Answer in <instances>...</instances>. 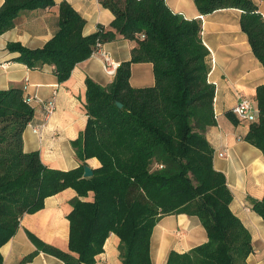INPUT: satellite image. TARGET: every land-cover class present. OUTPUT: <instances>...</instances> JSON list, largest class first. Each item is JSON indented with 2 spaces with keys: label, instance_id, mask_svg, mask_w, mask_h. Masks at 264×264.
Returning a JSON list of instances; mask_svg holds the SVG:
<instances>
[{
  "label": "trees",
  "instance_id": "16d2710c",
  "mask_svg": "<svg viewBox=\"0 0 264 264\" xmlns=\"http://www.w3.org/2000/svg\"><path fill=\"white\" fill-rule=\"evenodd\" d=\"M202 15L223 9L243 12L241 28L264 67V19L253 0H194ZM114 20L84 36L86 20L71 4L59 7L58 30L42 48L10 43L16 62L30 69L54 66L59 83L88 60L98 44L132 43L131 60L122 63L113 83L103 88L86 80L88 122L72 143L80 166L71 171L46 167L38 152L25 153L23 133L34 117L21 88L0 91V264L1 248L17 233L25 214L44 208L45 200L67 189L72 200L69 251H62L28 232L36 251L19 264L31 263L41 252L65 264H95L110 234L120 238L123 264H153L151 241L165 216L198 217L207 242L187 253L172 251L167 264H248L252 238L231 210L233 195L223 173L214 168L208 130L217 125L215 85L209 82L210 54L202 41V20L175 14L166 0H100ZM55 0H5L0 8V37L13 29L24 12L43 11ZM151 63L155 85L130 84L132 65ZM118 103L122 105L119 108ZM256 122L244 140L264 155V85L256 89ZM228 119L239 125L231 112ZM100 167L84 178L89 159ZM93 193V201L84 202ZM264 220V198L253 200Z\"/></svg>",
  "mask_w": 264,
  "mask_h": 264
},
{
  "label": "crops",
  "instance_id": "0c3cea01",
  "mask_svg": "<svg viewBox=\"0 0 264 264\" xmlns=\"http://www.w3.org/2000/svg\"><path fill=\"white\" fill-rule=\"evenodd\" d=\"M5 0H0V8ZM68 2L86 20L84 36L96 33L100 26L108 29L114 20L112 12L102 6L100 0H55L56 5L46 10L24 12L16 26L0 37V91L21 88L25 96L34 101V117L23 133L25 153L38 152L42 163L51 169L71 171L80 166L72 143L84 132L88 115L86 110V80L89 78L108 88L115 77L104 71L102 54L91 56L78 64L71 77L59 83L54 66L30 69L15 61L18 53L8 50L10 43H20L29 49L42 48L58 30L59 7ZM264 12V0H253ZM173 13L187 20H202V41L210 54L209 82L215 85L214 108L217 125L207 132L213 150L216 171L225 175L232 192L231 210L252 238L253 251L248 264H264V220L253 210V200L264 198V155L244 140L248 124L234 125L227 117L241 99L254 102L256 89L264 85V67L256 58L248 36L241 28L243 12L223 9L202 15L194 0H166ZM133 45L128 40H117L103 45V52L120 65L132 57ZM130 84L141 89L155 85L154 67L151 63L132 65ZM54 100L56 108L46 118L44 104ZM44 127L35 133L36 126ZM86 165L93 171L100 167L97 159H89ZM78 197L73 189H67L45 200L44 208L35 214H25L20 220L16 235L1 248L3 264H19L36 251L28 232L44 243L69 251L72 200ZM84 202L93 201V193ZM207 232L198 217L186 214L163 217L155 226L151 241L153 264H167L172 251L187 253L207 242ZM120 238L112 233L106 240L104 252L96 257L95 264H123L120 257ZM29 264H65L60 259L41 252Z\"/></svg>",
  "mask_w": 264,
  "mask_h": 264
},
{
  "label": "built area",
  "instance_id": "2783aa9c",
  "mask_svg": "<svg viewBox=\"0 0 264 264\" xmlns=\"http://www.w3.org/2000/svg\"><path fill=\"white\" fill-rule=\"evenodd\" d=\"M262 16L264 19V12H261L260 10L257 12ZM200 19H203V16L200 17ZM202 34V33H201ZM103 46L99 43L97 46L96 51L93 53L92 56H95L97 54H102L104 58V71L105 73L110 77H115L117 74V70L120 67V64L116 62L111 56L104 53L102 50ZM38 98H31V97H25L26 103H28L30 106H32L34 101H38ZM56 108L55 101H51L48 103H45L44 109L46 113V118H49L52 116ZM233 113L241 120V122L244 123H253L256 122L259 118V110L256 106V104L249 100V99H241L237 105L233 109ZM217 120V116H216ZM44 127L42 126H36L34 128L35 133H40L41 129Z\"/></svg>",
  "mask_w": 264,
  "mask_h": 264
},
{
  "label": "water",
  "instance_id": "95a60500",
  "mask_svg": "<svg viewBox=\"0 0 264 264\" xmlns=\"http://www.w3.org/2000/svg\"><path fill=\"white\" fill-rule=\"evenodd\" d=\"M119 108H122V105L118 103ZM94 175V171L89 167L85 166L84 167V178H91Z\"/></svg>",
  "mask_w": 264,
  "mask_h": 264
},
{
  "label": "rangeland",
  "instance_id": "374dc122",
  "mask_svg": "<svg viewBox=\"0 0 264 264\" xmlns=\"http://www.w3.org/2000/svg\"><path fill=\"white\" fill-rule=\"evenodd\" d=\"M27 97V96H26ZM51 101H53V100H51ZM51 101H48V102H51ZM48 102H46V103H48ZM45 105V104H44Z\"/></svg>",
  "mask_w": 264,
  "mask_h": 264
}]
</instances>
